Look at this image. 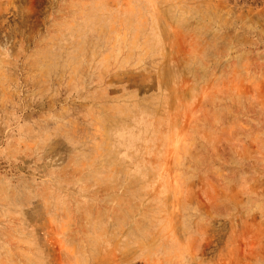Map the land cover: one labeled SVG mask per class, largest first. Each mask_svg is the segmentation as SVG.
Segmentation results:
<instances>
[{
    "label": "rangeland",
    "instance_id": "rangeland-1",
    "mask_svg": "<svg viewBox=\"0 0 264 264\" xmlns=\"http://www.w3.org/2000/svg\"><path fill=\"white\" fill-rule=\"evenodd\" d=\"M0 264H264V0H0Z\"/></svg>",
    "mask_w": 264,
    "mask_h": 264
}]
</instances>
